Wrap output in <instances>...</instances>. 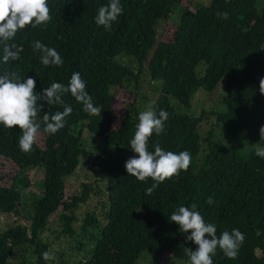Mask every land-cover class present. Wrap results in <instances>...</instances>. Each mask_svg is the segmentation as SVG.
I'll list each match as a JSON object with an SVG mask.
<instances>
[{"label":"trees","instance_id":"1","mask_svg":"<svg viewBox=\"0 0 264 264\" xmlns=\"http://www.w3.org/2000/svg\"><path fill=\"white\" fill-rule=\"evenodd\" d=\"M181 1L120 0L123 13L105 29L95 17L109 0H48L50 21L35 28L28 25L7 42L14 58L5 59V44L0 43V75L16 73L21 80L32 76L39 93L52 83L67 86L72 73L79 72L98 109L94 115L85 113L70 92L53 106L41 107L37 101V121L67 107L72 112L54 135L45 133L42 124L37 133L43 137L41 145L36 138L27 153L18 146L21 130L0 124V157L17 166L14 174H0V212L19 213L23 190L30 184L29 170L38 167L43 172L41 191L29 192L28 224L0 228V264H13L7 260L14 248L27 244L36 263L46 264L42 254L50 241L43 232L56 213L62 233L76 232L75 208L93 188L83 181L79 194L66 197L65 181L90 156L103 181L104 220L93 211L83 217L75 244L79 264H136L143 250L168 253L190 264L186 250L196 245L169 216L193 203L206 222L216 225L217 235L235 228L245 236L235 259L217 249L214 264H264V158L254 150L264 125V95L259 92L264 77V0H199L194 8ZM178 7L171 37L160 39L159 22ZM217 13H227V18ZM35 41L55 48L63 66L41 64L40 53L33 50ZM122 56L130 58L123 61ZM146 70L160 84L151 110L168 113L165 131L150 137L148 150L154 151L159 142L166 151H187L191 157L187 171L165 180L150 195L145 190L154 182L138 181L125 168L137 155L129 147L140 113L136 99L128 101L118 121L113 108L116 90L129 79L137 83ZM221 80V110L194 115L171 103L174 97L189 106L196 90L211 91ZM209 114L226 128L225 139L214 137L211 128L202 137L199 126ZM85 131L97 143L94 151L84 142Z\"/></svg>","mask_w":264,"mask_h":264},{"label":"clouds","instance_id":"2","mask_svg":"<svg viewBox=\"0 0 264 264\" xmlns=\"http://www.w3.org/2000/svg\"><path fill=\"white\" fill-rule=\"evenodd\" d=\"M122 13L120 0H109L98 9L95 22L108 29ZM217 15L227 18V13ZM50 19L48 0H0V43L5 44V59L14 58V54L8 50L7 42L12 40L19 30L28 25L35 28L47 24ZM33 50L40 53V63L45 67L63 66L64 61L55 48L35 41ZM86 87V82L79 72L72 73L67 86L52 83L39 93L35 91L36 79L32 76L21 80L16 73L0 75V124L5 128L18 127L21 130L18 146L21 151L27 153L31 151L42 124L45 133L54 135L64 127L65 118L72 112V108L67 107L62 112L45 114L42 121H37V101L42 102L41 107L44 104L53 106L61 101L62 94L70 92L82 105L85 113L94 115L98 109L94 106ZM259 92L264 95V77L260 78ZM167 120L166 111L162 109L157 115L151 110L150 105L149 110L139 113L136 130L129 141V147L137 155H133L125 162L127 174L141 182L151 179L154 183L145 190L148 195L165 180L179 176L182 170L187 171L191 162L187 151L179 153L166 151L159 142L154 145V151L148 150L150 137L154 133L157 136L162 134ZM259 136V143L254 145L255 155L264 158V125L259 128ZM207 203H213L212 197L208 198ZM197 208L195 203L190 207L181 205L169 216V221L179 226L180 233L185 234L186 239L196 245L194 250L192 248L186 250L190 264H214L213 257L217 249L227 258L235 259L245 240L244 234L234 228L230 232L224 231L217 235L216 225L206 222ZM42 255L45 260L52 258L49 252Z\"/></svg>","mask_w":264,"mask_h":264},{"label":"rangeland","instance_id":"3","mask_svg":"<svg viewBox=\"0 0 264 264\" xmlns=\"http://www.w3.org/2000/svg\"><path fill=\"white\" fill-rule=\"evenodd\" d=\"M199 0H182L181 4H187L190 8L195 7V3ZM203 3H207L208 0H200ZM181 7L175 9L170 17L166 20L159 22L157 26L158 36L162 40H168L174 29V20L177 19ZM264 54V53H263ZM130 57L122 56L123 61L129 60ZM201 65L198 66L200 68ZM159 80L151 77L149 71L142 73L138 82H134L133 79L127 80L123 86L116 90V98L114 102V111L116 113V120H119L120 113L124 109L125 105L129 100L136 99L135 103L138 111L151 109L154 100L158 94ZM222 80L218 82L217 86L211 91H205L203 89L196 90L192 97V102L189 106L179 104L174 97H171V103L180 112L198 115L202 110L210 111L211 109H223L224 105L221 102L220 95L222 93ZM135 97V98H134ZM213 130L214 137L219 139H225L228 134L226 128L220 123H216L215 116L209 114L207 118H204L199 126V131L204 137L209 129ZM84 142L88 148L92 151L97 149V143L92 140V135L89 131L84 132ZM43 137L37 135V142L41 145ZM202 141V145H204ZM204 154V149L202 148L200 153L196 156V163L199 164L202 160ZM17 170V166L13 164L10 159L0 157V174H14ZM30 177V184L23 190L21 200L18 206L19 213H3L0 212V228H5L6 226L13 224L15 222L28 224L29 216L32 214L31 199L29 192L38 193L41 191L42 187L39 181L43 178V172L36 168H32L28 172ZM8 178L6 179L7 182ZM86 181L92 186V190L88 198L80 202L75 208L76 220L74 222V227L76 232L73 235L62 233L60 220L58 214H54L47 228L43 232V236L46 240L50 241L48 249L52 256L51 259L46 260V264H79V259L81 258V253L75 249V244L77 239L81 237L78 235L80 231V224L83 217L86 215L87 211H93L96 216L103 221V201L104 186L103 181L100 179L99 174L94 171V164L92 156L87 157L80 161L79 165L76 167L75 171L70 174L65 181V196L69 197L72 194H79L81 189V183ZM99 189V190H98ZM30 245L16 246L13 253L7 260V263L13 264H37L36 256L32 255ZM180 258L173 257L168 253L155 254L148 250L141 251L136 264H186Z\"/></svg>","mask_w":264,"mask_h":264}]
</instances>
